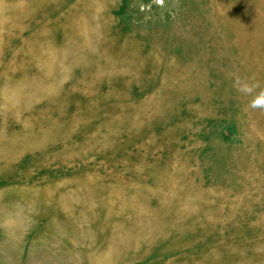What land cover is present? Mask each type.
<instances>
[{"label": "rangeland", "instance_id": "1", "mask_svg": "<svg viewBox=\"0 0 264 264\" xmlns=\"http://www.w3.org/2000/svg\"><path fill=\"white\" fill-rule=\"evenodd\" d=\"M0 264H264V0H0Z\"/></svg>", "mask_w": 264, "mask_h": 264}, {"label": "bare ground", "instance_id": "2", "mask_svg": "<svg viewBox=\"0 0 264 264\" xmlns=\"http://www.w3.org/2000/svg\"><path fill=\"white\" fill-rule=\"evenodd\" d=\"M17 6H18V5H17ZM21 6H22V5H21ZM18 7H19V6H18ZM23 7H24V6H23ZM96 13H97V12H96ZM227 23H228V22H227ZM167 34H168V33H167ZM255 48H256V47H255ZM246 51H247V50H246ZM244 55H245V54H244ZM239 59H240V58H239ZM110 68H111V67H110ZM110 68H109V69H110ZM109 69H108V70H109ZM114 69H115V68H114ZM156 71H157V70H156ZM156 71H155V72H156ZM171 72H172V71H171ZM47 73H48V72H47ZM129 73H130V72H129ZM175 74H176V73H175ZM198 74H199V73H198ZM114 75L116 76L117 74H114ZM42 76H43V74H42ZM110 76H111V75H110ZM128 76H129V75H128ZM130 79H131V78H130ZM136 80H137V79H136ZM71 81H72V80H71ZM80 83H81V82H80ZM86 86H87V84H86ZM30 104H31V103H30ZM173 188H174V187H173ZM153 190H154V189H153ZM176 192H177V191H176ZM209 193H210V192H209ZM170 197H171V196H170ZM158 202H159V201H158ZM111 208H112V207H111ZM138 209H139V208H138ZM184 209H185V208H184ZM180 212H181V211H180ZM166 213H167V212H166ZM177 213H178V212H177ZM158 214H159V213H158ZM143 215H144V214H143ZM155 215H156V214H155ZM135 218H136V217H135ZM135 218H134V219H135ZM139 218H140V217H139ZM139 218H138V219H139ZM139 221H140V220H139ZM140 222H141V221H140ZM191 222H192V221H191ZM133 224H134V223H133ZM146 224H147V223H146ZM182 224H183V223H182ZM134 225H135V224H134ZM129 226H130V225H129ZM138 227H139V226H138ZM195 227H196V226H195ZM187 228H188V227H187ZM147 230H148V229H147ZM136 232H137V231H136ZM146 233H147V232H146ZM138 234H139V233H138ZM123 241H124V240H123ZM130 241H133V240L130 239ZM124 243H125V242H124ZM118 246H119V245H118ZM114 249H115V248H114ZM99 254H100V253H99Z\"/></svg>", "mask_w": 264, "mask_h": 264}]
</instances>
